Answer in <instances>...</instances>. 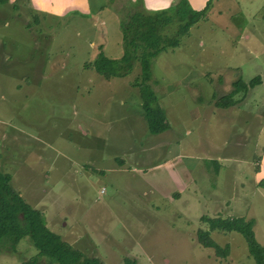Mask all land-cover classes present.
<instances>
[{
    "label": "rangeland",
    "instance_id": "1",
    "mask_svg": "<svg viewBox=\"0 0 264 264\" xmlns=\"http://www.w3.org/2000/svg\"><path fill=\"white\" fill-rule=\"evenodd\" d=\"M29 1L0 4V61L12 68L0 73V170L48 228L102 264H256L241 233L209 231L229 245L221 257L196 232L208 227L202 215L242 216L264 244V179L238 166L264 150V0H212L152 59L148 85L170 125L152 135L138 114L140 50L123 76L91 65L100 45L121 55L119 21L142 0H86L60 13ZM253 78L233 105H216ZM1 245L0 264L37 253L27 236L15 252Z\"/></svg>",
    "mask_w": 264,
    "mask_h": 264
},
{
    "label": "trees",
    "instance_id": "2",
    "mask_svg": "<svg viewBox=\"0 0 264 264\" xmlns=\"http://www.w3.org/2000/svg\"><path fill=\"white\" fill-rule=\"evenodd\" d=\"M8 0H0L4 4ZM212 0H205L200 8H193L188 0H179L173 5L158 9H147L143 5L132 9L119 21L122 53L112 58L102 52V45L91 65L106 77L123 76L132 68L137 52L140 50L141 82L145 96L140 101L138 114L143 118L147 134H160L170 129L165 111L158 103L155 92L149 87L151 77V61L161 51L175 47L182 35L200 18ZM135 4V2L133 3ZM15 6V5H14ZM17 6V5H16ZM258 79H250L247 83L241 79L234 82L235 90L222 95L216 100L219 107H227L233 103L232 93L253 87ZM217 168V165H216ZM258 165H256V170ZM263 184V180H260ZM259 182V183H260ZM200 219L207 224V229H198L196 239L204 247H211L217 256L226 257L229 245L224 247L216 243L209 231L220 232L235 230L241 233L247 243L249 254L256 264H264V244L254 237L252 218L242 216L209 217L202 215ZM27 236L37 249L35 256L20 259L19 264H102L96 256H90L73 247L61 235L48 228L43 213L26 202L21 194L12 186L10 175L0 170V243L6 251L15 252V244ZM126 264H135V259L125 258Z\"/></svg>",
    "mask_w": 264,
    "mask_h": 264
},
{
    "label": "crops",
    "instance_id": "3",
    "mask_svg": "<svg viewBox=\"0 0 264 264\" xmlns=\"http://www.w3.org/2000/svg\"><path fill=\"white\" fill-rule=\"evenodd\" d=\"M11 1L12 0H8L4 4H8ZM177 1H179V0H142L143 6L147 9L164 8V7H167L169 5H172L173 3H176ZM188 2L193 8H200L204 4L205 0H188ZM4 4H2V5H4ZM14 5H15L14 2H11V8H15ZM30 5H32V6L34 5L37 8H39L41 10H46L48 12L60 13L61 11H64L67 7H73L75 9L84 10L85 6H86V0H30L29 4L26 6H30ZM0 54L5 55L6 58L8 57V54L5 53L3 47L1 46V43H0ZM10 69H12V68L9 66V64L7 62L3 63L0 61V73L1 72L4 73L6 71L8 72V70H10ZM44 99H47V98L44 97ZM233 104L234 103H232L231 105H233ZM220 108L223 109L225 107H220ZM248 115H249V117L251 116L250 119L252 117H254V118L258 117V116H256V114H253L252 112H251V114L248 113ZM258 118L264 119V117H258ZM263 122H264V120H263ZM14 130H16L18 132L20 131V129L17 127ZM249 136H248V139H249ZM235 163H236V161H235ZM255 164L258 165V169L254 171L255 181H259L260 179H264V150L262 151L261 155L259 156V160L257 159V161H254V165L251 164V160L250 161L246 160L245 164L240 163L238 166H240L239 170H243L245 172L251 173V168L253 169V167L256 166ZM227 166H229V165H227ZM220 167H221V165H220ZM181 170L183 171L184 169H181ZM177 174L178 173L174 170L173 175H177ZM183 179H184V181H181V178L178 175V180L180 181V183L177 185V187L180 189L185 188L186 179L185 178H183ZM255 183H257V182H255ZM263 186H264V184H263ZM174 193L178 194L179 191L177 190Z\"/></svg>",
    "mask_w": 264,
    "mask_h": 264
}]
</instances>
